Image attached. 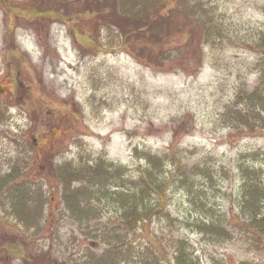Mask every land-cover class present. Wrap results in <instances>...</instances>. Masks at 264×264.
Masks as SVG:
<instances>
[{"label": "rangeland", "instance_id": "1", "mask_svg": "<svg viewBox=\"0 0 264 264\" xmlns=\"http://www.w3.org/2000/svg\"><path fill=\"white\" fill-rule=\"evenodd\" d=\"M46 1L0 0V264H264V0L167 2L160 59Z\"/></svg>", "mask_w": 264, "mask_h": 264}, {"label": "trees", "instance_id": "2", "mask_svg": "<svg viewBox=\"0 0 264 264\" xmlns=\"http://www.w3.org/2000/svg\"><path fill=\"white\" fill-rule=\"evenodd\" d=\"M36 3V10L35 12H40L42 9V5L48 4L46 0H37ZM87 3L85 6H78L79 11L76 13L79 15L82 13L81 11H85L86 17L88 15H94L93 20L91 21V30L86 31L85 27H81V30L86 35L85 40H87V44L89 49L98 48L93 47L92 45H97L98 43L93 39L97 34L99 28L102 30L103 28L100 27L102 22H106V33H115L117 31V45L124 44V39L128 42V39L134 38L135 45L132 44V48H136L137 53L140 55L144 54V50L150 54L155 56V52L159 54L158 59L164 56L166 51L164 48V43L162 42V37L165 33L170 32V23L171 18H174L175 11L170 10L169 15L163 14L160 10L162 9L163 5L171 0H121L122 5L118 6L116 3L118 0H86ZM63 6L66 8L63 11H59L57 2H54L52 5L45 6V10H41L44 12L56 13L59 15L60 19H64V15L69 12V6L66 1H63ZM186 4L183 2H178L176 5L179 7ZM194 9V8H193ZM77 10V8H76ZM37 14V13H36ZM36 14L34 16H36ZM39 14V13H38ZM74 14H71V16ZM97 18V19H96ZM102 21V22H101ZM71 24V22H69ZM97 25L95 30L93 27ZM74 28V24H71ZM74 33L77 31L74 29ZM191 38H193L191 36ZM120 40V41H119ZM143 44V45H142ZM142 45V46H141ZM113 47H119L114 46ZM151 51V53H150ZM155 58V57H153ZM44 164L47 165L50 171L54 172L56 170L53 160L46 156L44 160ZM135 221V219L133 220ZM141 221V219H138ZM147 218L144 217V232L145 236L148 238L149 231L148 225L149 222H146ZM149 239V238H148ZM26 261H29V258H26ZM29 263V262H28Z\"/></svg>", "mask_w": 264, "mask_h": 264}, {"label": "water", "instance_id": "3", "mask_svg": "<svg viewBox=\"0 0 264 264\" xmlns=\"http://www.w3.org/2000/svg\"><path fill=\"white\" fill-rule=\"evenodd\" d=\"M91 244H94V242H91Z\"/></svg>", "mask_w": 264, "mask_h": 264}]
</instances>
